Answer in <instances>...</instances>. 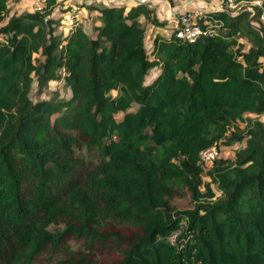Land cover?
<instances>
[{"label":"trees","instance_id":"trees-1","mask_svg":"<svg viewBox=\"0 0 264 264\" xmlns=\"http://www.w3.org/2000/svg\"><path fill=\"white\" fill-rule=\"evenodd\" d=\"M7 1L0 264H37L40 254L51 262L67 237L82 250L65 246L52 264H91L89 249L105 239L124 241L115 264H264V123L244 117L264 114V28L252 25L264 0L253 12L201 11L191 42L175 37L176 21L168 35L150 38L148 52L140 19L157 29L166 22L145 2L126 11L87 5L97 13L87 33L75 22L58 30V0L19 15L8 14ZM59 80L69 97L33 99ZM241 141L233 158L217 157L207 170L200 163V151ZM82 148L97 162L77 178ZM174 188L189 193L190 208L171 207ZM112 226L138 234L119 237Z\"/></svg>","mask_w":264,"mask_h":264},{"label":"rangeland","instance_id":"rangeland-1","mask_svg":"<svg viewBox=\"0 0 264 264\" xmlns=\"http://www.w3.org/2000/svg\"><path fill=\"white\" fill-rule=\"evenodd\" d=\"M100 1V0H98ZM102 1V0H101ZM100 1V2H101ZM105 2H110L113 0H103ZM168 1V0H167ZM170 1V0H169ZM183 1V0H181ZM96 2V0H58L56 4L54 5L55 9L52 12L54 13L53 17L54 18H60L61 26L58 28V30H62L65 32L64 24L67 19L65 17H68L69 21L75 22L76 24H79L83 27V29L88 33L90 32V20L89 17H87V12L85 6L91 3ZM111 2V3H112ZM40 2L38 0H8L7 1V7H8V14L9 15H19L23 13H30L34 11V8L36 6H39ZM70 5L74 6L73 10H75V17L73 15H69L66 12L61 13V9L64 8H69ZM78 5H83L84 8H80L79 11H77ZM193 7H188L187 10H198V11H213L215 8H219L220 5L218 2H215L213 0H193L192 1ZM41 8H45V5L42 4L40 5ZM238 6H240V9H246L249 12H253L255 7L252 4L248 3H239ZM52 13V14H53ZM163 13H165V10L163 12L161 11V15L159 16H164ZM64 19L62 16H64ZM166 16V13H165ZM175 17H178L176 15ZM76 18V19H75ZM70 24V23H69ZM142 28L145 33V38H144V48L148 52L149 51V39L151 32L148 29L150 25H147L144 20L141 21ZM253 26H262L264 28V17H261L257 22H252ZM172 28V25L170 26ZM170 28V30H171ZM239 42L243 43L245 45V50L248 47V43L240 38ZM156 69H153L152 71L149 72V77L154 75ZM32 87H35V83L33 82ZM55 91L58 94L59 98H67L70 95L69 90L63 85L62 80L56 81V82H50L47 84V87L42 90V92L33 99H46L49 98L52 95V92ZM134 108V106H132ZM120 117V113L116 115V118L118 119ZM244 117L250 118V119H257L258 121L264 123V114L261 115H253V114H245ZM244 121H237L234 123V128H236L238 131L243 130L244 128ZM233 128V127H232ZM244 145V142H234L229 145H219L217 151H218V157L219 158H233L234 153L241 149ZM217 148V147H216ZM74 157L80 158L81 161L78 162L77 164V173L76 177L77 178H82L85 173L91 170V168L96 164L97 160L95 159L94 155L92 153L88 152L85 148L82 149H76L74 152ZM211 164V163H210ZM210 164H205L204 169L207 170ZM203 180L205 182H209V178L207 176H203ZM211 189L214 191L215 195H218L219 192L216 188L215 184L210 183ZM169 204L171 207L174 209L178 210H183V209H188L191 207V202L189 199V193L183 189V188H174L171 195L169 196ZM51 228L56 229L60 228L59 225L54 226L52 225ZM51 229V230H53ZM103 232H107V228H102ZM110 231L116 234L119 237H125L127 239H132L134 236L138 234V230L136 228H131L128 226H112L110 228ZM124 245V241L119 242V245L116 243H113L110 240H103L101 243H96L93 244L92 247L88 251L87 258L91 259V264H115L117 262V259L120 257V246ZM65 246H68L72 250H82L81 247V242L73 239V238H65L64 240L61 241L60 246L58 249H56L55 254L51 255V262L48 261V259L45 257V255L39 256L37 260V264H52L53 261L56 259V257L59 259L63 256V248Z\"/></svg>","mask_w":264,"mask_h":264},{"label":"built area","instance_id":"built-area-1","mask_svg":"<svg viewBox=\"0 0 264 264\" xmlns=\"http://www.w3.org/2000/svg\"><path fill=\"white\" fill-rule=\"evenodd\" d=\"M170 1L175 3L181 0H170ZM213 1L218 2L220 5L219 8H215L213 9V11L224 10L231 15L236 14L240 10V6H238V4L242 2L252 4L255 8L261 7L260 0H213ZM38 2H40V4L39 6H36L34 8L35 11L41 10L42 8L40 5L42 4L45 5L46 0H38ZM200 13L201 11H198V10L182 11L177 18L178 28L174 32L175 37L178 39H181L182 41L191 42L198 35H200L201 29L197 24ZM64 17L65 15L63 16V19ZM68 17H71V16H68ZM68 17H65V19H67L64 24L65 31L67 30V27L72 23V21L68 20ZM73 17H75V15H73ZM261 17H264V16H261ZM198 156H199L200 163L210 164L218 157V151H217L216 146L212 145L200 151ZM176 234L177 233L172 234L169 239L172 241L173 238L176 236Z\"/></svg>","mask_w":264,"mask_h":264},{"label":"crops","instance_id":"crops-1","mask_svg":"<svg viewBox=\"0 0 264 264\" xmlns=\"http://www.w3.org/2000/svg\"><path fill=\"white\" fill-rule=\"evenodd\" d=\"M100 1L96 0V2L91 3V4L100 3ZM192 1L193 0H183V1H178V2L174 3V2H171L169 0L168 1L167 0H113V2L112 1L105 2L102 0L101 3H104V4H123L125 7V11L128 10L130 7L134 6L135 4L139 3V2L147 3L148 7L151 9V15L155 16V18L158 20H164L166 22V26L163 29L153 28L152 26L148 27V29L151 32V35H150V38H151L154 34H156L158 32L163 34V35H168V33L171 31L170 26L172 25V27H173L174 23L177 21L178 17H175V16L176 15L179 16V14L182 11L187 10L188 7H190V6L193 7ZM91 4H88V5H91ZM73 8H74V6L70 5V7L67 9L66 13L69 15L75 14L76 11L73 10ZM80 8L82 9V8H84V6L78 5L77 11H79ZM54 9H53V11H54ZM60 9H61V7H60ZM163 10H165L166 16H165V13H163L164 16H159V15H161V11L163 12ZM86 12L88 15L87 17H89V20L94 25H96L97 23L94 21V18L97 15L96 11L86 9ZM52 15H54V13ZM142 20L143 19H140V21H142ZM149 41H150V39H149Z\"/></svg>","mask_w":264,"mask_h":264}]
</instances>
